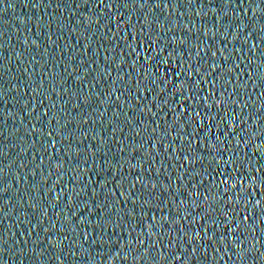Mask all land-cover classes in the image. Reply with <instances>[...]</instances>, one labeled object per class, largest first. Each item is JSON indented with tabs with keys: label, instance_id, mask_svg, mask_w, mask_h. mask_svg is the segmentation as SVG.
<instances>
[{
	"label": "water",
	"instance_id": "95a60500",
	"mask_svg": "<svg viewBox=\"0 0 264 264\" xmlns=\"http://www.w3.org/2000/svg\"><path fill=\"white\" fill-rule=\"evenodd\" d=\"M0 264H264V0H0Z\"/></svg>",
	"mask_w": 264,
	"mask_h": 264
}]
</instances>
